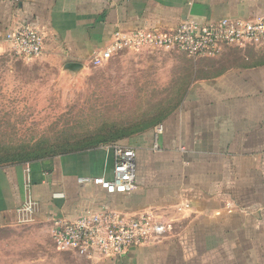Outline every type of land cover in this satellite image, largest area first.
Returning a JSON list of instances; mask_svg holds the SVG:
<instances>
[{"label": "crops", "instance_id": "crops-1", "mask_svg": "<svg viewBox=\"0 0 264 264\" xmlns=\"http://www.w3.org/2000/svg\"><path fill=\"white\" fill-rule=\"evenodd\" d=\"M261 16L264 0H0V36L30 24L43 35V57L75 73L92 64L93 53L117 30ZM121 53L129 52L113 57ZM220 55L222 69L191 79L157 125L119 135L118 144L136 151L130 193L76 182L79 176L111 177V145L1 165L0 230L24 224L15 211L29 166L39 204L33 222L48 231L55 220L102 206L129 214L158 208L175 218L171 233L157 243L130 247L117 258L85 257L87 264H264V44L227 45ZM67 63L80 67L70 71ZM181 203L190 208L179 214L174 209Z\"/></svg>", "mask_w": 264, "mask_h": 264}, {"label": "rangeland", "instance_id": "rangeland-1", "mask_svg": "<svg viewBox=\"0 0 264 264\" xmlns=\"http://www.w3.org/2000/svg\"><path fill=\"white\" fill-rule=\"evenodd\" d=\"M175 51H128L72 73L55 59H24L0 43V165L118 144L138 125H157L191 79L223 65L220 53ZM84 258L54 249L46 225L0 230V264H87Z\"/></svg>", "mask_w": 264, "mask_h": 264}, {"label": "built area", "instance_id": "built-area-1", "mask_svg": "<svg viewBox=\"0 0 264 264\" xmlns=\"http://www.w3.org/2000/svg\"><path fill=\"white\" fill-rule=\"evenodd\" d=\"M106 47L93 53L91 63L101 65L119 51L150 49H176L188 57L213 58L227 45L245 46L264 44V16L254 18H222L214 22H201L194 18L183 19L175 28H150L131 31L117 30ZM21 58L31 59L41 54L43 35L26 23L0 36ZM114 164L111 177L79 176V185L99 186L109 194H128L135 187L136 151L121 144L111 145ZM190 208L189 203L175 206L176 213ZM39 204L32 193L29 166L25 168L24 198L16 209L19 223L34 220ZM175 220L158 208H148L135 214L102 206L88 208L73 220H55L50 236L59 251L93 258L95 255L117 258L130 247L154 244L172 231Z\"/></svg>", "mask_w": 264, "mask_h": 264}, {"label": "water", "instance_id": "water-1", "mask_svg": "<svg viewBox=\"0 0 264 264\" xmlns=\"http://www.w3.org/2000/svg\"><path fill=\"white\" fill-rule=\"evenodd\" d=\"M64 67H65V69H68L70 71H76L80 67V64H78V63H67Z\"/></svg>", "mask_w": 264, "mask_h": 264}, {"label": "trees", "instance_id": "trees-1", "mask_svg": "<svg viewBox=\"0 0 264 264\" xmlns=\"http://www.w3.org/2000/svg\"><path fill=\"white\" fill-rule=\"evenodd\" d=\"M139 126V125H138ZM133 132V131H132ZM111 134V133H110ZM98 137H105V136H98ZM111 137H113V136H111ZM48 155V154H47ZM8 164H12V163H8ZM3 165H5V164H3ZM1 166V165H0Z\"/></svg>", "mask_w": 264, "mask_h": 264}]
</instances>
